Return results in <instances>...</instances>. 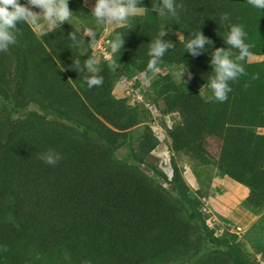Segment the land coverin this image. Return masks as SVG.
Wrapping results in <instances>:
<instances>
[{"label": "trees", "instance_id": "obj_1", "mask_svg": "<svg viewBox=\"0 0 264 264\" xmlns=\"http://www.w3.org/2000/svg\"><path fill=\"white\" fill-rule=\"evenodd\" d=\"M180 2L176 21L140 0L147 10L109 35L123 34L121 54L97 63L103 84L91 89L71 67L79 51H86L81 61L94 55L91 40L81 50L67 47L69 32L91 21H65L41 35L18 25L17 42L0 52V264H261L237 234H215L201 201L221 175L249 189L243 207L264 210V60L242 62L246 72L223 102L206 85L211 54L228 47L221 14L243 24L252 55L264 56V12L248 0ZM163 17L161 39L172 46L159 67H186L184 81L146 71L147 44ZM199 28L212 44L191 55L181 41ZM139 73L152 77L144 97L180 114L168 132L171 178L152 154L160 140L149 108L114 95L123 78ZM48 149L61 154L55 166L39 158Z\"/></svg>", "mask_w": 264, "mask_h": 264}, {"label": "clouds", "instance_id": "obj_2", "mask_svg": "<svg viewBox=\"0 0 264 264\" xmlns=\"http://www.w3.org/2000/svg\"><path fill=\"white\" fill-rule=\"evenodd\" d=\"M72 4L73 1L71 0L69 5L71 6ZM248 4L252 8L264 12V0H248ZM183 7L180 0H153L151 10L179 21L180 13L178 10H183ZM34 9H38V11ZM146 10L147 8L140 3V0H95L90 14H79L92 19L94 21V26L86 28L84 32H81L79 28H74V30L68 34L69 39L67 47L72 50L83 49L86 36L91 38V42L88 44L90 46L94 45L97 36L95 31L96 25L116 23L123 25L125 28H130L132 27V19L143 15ZM79 15L74 14L69 9L68 0H25L24 3H21L20 0H0V52L8 51L9 47L17 42V32L22 25H33L37 28H43L44 34H46L48 31L60 28L62 22L67 21L71 23L70 21ZM220 19L222 23L227 22V33L223 35V37L228 47L216 48L211 54L210 63L212 65V74L208 77L206 85L211 91V98L223 102L228 99V94L232 91L230 82L236 81L246 72L244 63L242 62L247 61L253 53L251 51L252 44L247 40L248 34L244 25L241 23L228 22L227 13L221 14ZM166 32L167 30L163 29L158 31L147 44L146 54L149 57L146 64L147 72L157 74L160 71L159 66L162 58L172 46L171 40L164 41L161 39ZM181 43L183 45V51L187 50L191 55H197L199 52L206 51L207 49L205 46H211L212 41L203 35L199 28V30L190 33ZM123 44L124 40L121 32L114 33L113 38L108 41V47L113 53L121 54L120 50ZM84 52L86 51H79L78 56L72 58L73 64L71 67L79 73L84 74V80L89 89L94 86H101L103 84V76L99 75L101 69L97 66V59L94 55H89L87 59L81 61L80 56ZM109 64L113 68L116 66L115 60H109ZM185 70L186 67H181L174 74L178 79L183 80L181 77ZM190 76L191 73L189 72V77ZM171 114H177L180 121L181 118L179 113L176 112ZM179 121L175 122V124ZM173 127L171 129H173ZM169 140L171 147L170 137ZM39 158L46 164L55 166L60 161L61 154L54 149H48L42 152ZM184 165L189 167L187 164ZM196 185L197 191L199 188L197 181ZM242 186L247 188L244 185ZM205 199L207 198L203 200ZM263 252L264 251L261 252L260 256L262 260H264L262 256ZM258 261L260 262V260Z\"/></svg>", "mask_w": 264, "mask_h": 264}, {"label": "rangeland", "instance_id": "obj_3", "mask_svg": "<svg viewBox=\"0 0 264 264\" xmlns=\"http://www.w3.org/2000/svg\"><path fill=\"white\" fill-rule=\"evenodd\" d=\"M95 0H83L82 4L71 5L70 10L79 15L81 13L87 15L86 11H90L94 6ZM38 11V9H34ZM89 12V14H90ZM80 19H84L89 25L94 26V21L90 18H86L83 15H79L71 21L78 22ZM167 18L163 17L162 29L167 25ZM70 21V22H71ZM85 23V24H86ZM120 24L112 23L105 25H96L95 31L97 33L96 43L92 45L93 54L97 59V63L102 59H110L112 51L108 47L109 35ZM89 27V26H88ZM87 27V28H88ZM37 34L44 33L43 28H37L34 26ZM86 28L84 29V31ZM174 37L181 38L180 32H174ZM91 40V38L89 37ZM251 62L264 60V56L252 55L249 57ZM179 68H173L171 70L160 69L157 74H166L170 71L171 76L177 81L178 79L174 74ZM188 76V72L184 71L182 79ZM152 77L145 73H139L131 78H123L118 86L114 90L116 98H127L130 104H146L152 114L151 125L155 131L157 137L160 140L159 147L152 153L155 161L158 163V168L161 169L170 178L172 175V166L170 162V156L172 155L170 148V140L168 136L169 130L173 127L175 122L179 121L177 114H169L170 112L165 109L163 102H154L144 97L146 92L150 89ZM259 132L264 133V129ZM124 150H120L119 154H123ZM184 176L186 181L191 186L192 190L196 191V178L191 172L188 166L184 165ZM151 173V172H149ZM162 183L165 184L163 180ZM241 184L234 182L227 176H215L212 184L209 198L202 200L203 212L209 214L207 224L210 228H214L216 235H221L228 229L231 233L238 235V240L245 242L252 250L253 257L260 260L261 264H264V260L261 259V252L264 251V210L261 212L253 213L243 207V203L247 198L249 191L247 188H241Z\"/></svg>", "mask_w": 264, "mask_h": 264}, {"label": "crops", "instance_id": "obj_4", "mask_svg": "<svg viewBox=\"0 0 264 264\" xmlns=\"http://www.w3.org/2000/svg\"><path fill=\"white\" fill-rule=\"evenodd\" d=\"M74 5V4H73ZM261 133H263V132H261ZM231 179V178H230ZM232 180V179H231ZM241 188H243V186H241ZM245 188V187H244Z\"/></svg>", "mask_w": 264, "mask_h": 264}]
</instances>
